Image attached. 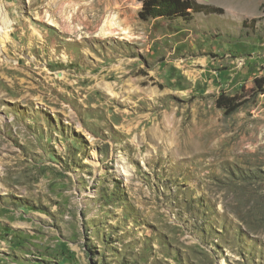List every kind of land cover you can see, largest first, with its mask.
<instances>
[{
  "label": "rangeland",
  "instance_id": "374dc122",
  "mask_svg": "<svg viewBox=\"0 0 264 264\" xmlns=\"http://www.w3.org/2000/svg\"><path fill=\"white\" fill-rule=\"evenodd\" d=\"M116 1L125 44L0 0V264H264V0Z\"/></svg>",
  "mask_w": 264,
  "mask_h": 264
},
{
  "label": "bare ground",
  "instance_id": "6f19581e",
  "mask_svg": "<svg viewBox=\"0 0 264 264\" xmlns=\"http://www.w3.org/2000/svg\"><path fill=\"white\" fill-rule=\"evenodd\" d=\"M82 1H87V3H83ZM46 3L50 12L45 15L46 19L48 23L58 27L63 35L67 34L70 36L65 40L66 43L73 44L76 43V40L82 42L86 37L91 40H102L106 42L107 40L117 37L121 40L120 43L125 44L124 40L130 37L131 22L128 16H126L125 11L122 10V4L116 0H47ZM115 11L117 13H115ZM68 12H70V14H68ZM0 19L1 32V27H3L4 24H9L5 12L1 9ZM95 31L98 32V36L91 35V33ZM86 33L90 35L87 36ZM6 34L7 33L3 34L4 38H8ZM35 34L36 33H33L32 37L36 39L38 37ZM41 38H43V36L39 39ZM65 57L74 58L72 56ZM111 71H114V68L106 70L103 74L100 73V77L90 76L88 80H104L105 75H110ZM117 71L119 72V70ZM121 73L124 74V70L121 71ZM111 76H116V74L113 73ZM53 79L60 80L59 83L61 85H67V81L70 80V77L56 76L55 78L50 74L48 80ZM137 80L140 79L137 78Z\"/></svg>",
  "mask_w": 264,
  "mask_h": 264
},
{
  "label": "trees",
  "instance_id": "16d2710c",
  "mask_svg": "<svg viewBox=\"0 0 264 264\" xmlns=\"http://www.w3.org/2000/svg\"><path fill=\"white\" fill-rule=\"evenodd\" d=\"M141 3L138 16L140 19L149 18L163 19H190L195 12L216 13L220 12L210 4H204L197 0H137ZM237 95L220 94L215 99V106L224 110L226 113L235 111L240 103L237 101Z\"/></svg>",
  "mask_w": 264,
  "mask_h": 264
}]
</instances>
